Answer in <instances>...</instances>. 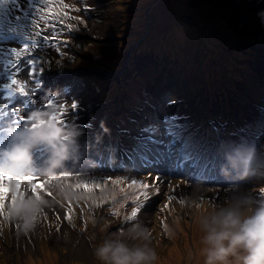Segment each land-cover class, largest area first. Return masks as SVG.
<instances>
[{
    "label": "rangeland",
    "instance_id": "1",
    "mask_svg": "<svg viewBox=\"0 0 264 264\" xmlns=\"http://www.w3.org/2000/svg\"><path fill=\"white\" fill-rule=\"evenodd\" d=\"M131 1L134 2L130 3ZM18 2L21 8L26 6V0H18ZM255 3V1L246 0L249 15L248 25H240L238 22L241 20V15L239 13H235L231 21L227 19L228 23L224 14V11H236L241 8L236 0H212V6L207 0H91V3H89L90 10L87 12L89 30H80V24L72 20L73 24L76 25V31L75 33L64 32L62 39H66L67 43L59 44L61 48L60 53L56 51L57 42L45 45L42 51H37V53L47 56L45 60L46 71L41 73L43 94L34 99L35 105L27 111V114L32 110L39 109L48 112L49 116L52 118V114L54 111H57V106L59 104L63 103L70 105L73 100L78 101L79 96L85 92L84 88H82L84 84L73 85L68 78L69 73L73 72L75 68L84 65L94 71H100L103 65H107L110 69L114 70L119 62L137 53V48H132V50L130 48V46L134 44L133 41L136 40H138V45L144 43L146 47L149 48L153 45L162 44L168 39L169 41L171 39H176V34L180 35L183 42L181 49L183 57L185 58V68L180 72L181 75L198 69L199 61L194 62L193 57H199V42L195 41L192 33L198 36L199 32L204 31L209 39L212 38V52L219 51L214 48V40L222 42L232 41L229 27L231 31H237L244 37L242 42H246L245 45H254L258 39L264 37V27L260 26L259 19L256 15L257 8ZM198 6H201L202 10L196 13L195 10ZM257 6L259 10L264 9V0L258 2ZM6 8L5 5L4 9ZM8 8H10L12 12L11 16L0 15V22L4 24L5 29L14 26L16 23H23V21H16V17L21 15L16 7L9 6ZM245 11L246 10H244V12ZM125 13L131 14L132 20L128 21L127 24H122L120 21L123 19ZM115 22L116 25L114 26ZM207 23H212L208 30L203 27V25ZM198 26L200 27L197 31ZM218 28L221 30H218ZM251 30L256 33L254 37L250 34ZM51 32V29H47L43 35L50 36ZM109 38L115 39L116 42L108 44L107 40H109ZM125 40H129L130 43L123 49L122 46H124ZM193 42L196 44L193 45ZM12 47L20 46L13 45ZM171 48L176 47L169 42L165 49ZM116 49L119 50L117 55H115ZM224 55L227 54L224 53ZM224 55H222V58L225 67H228V62H230V60ZM213 56H215L214 53ZM213 56L212 62H208L206 65L202 66L205 72L207 70L209 72L216 71L219 67L217 60H220V57L216 60ZM262 60V58L259 61L249 59L247 62L257 68L258 63L262 62ZM138 64L139 63H136L135 65L137 66ZM135 70L136 68H132L130 74ZM110 72L113 73V71ZM26 75V72H21L18 78L23 80L26 78ZM120 80H122V78H120ZM5 82L7 81L5 80ZM204 82L207 83V80H204ZM126 90L130 94H134L137 91L145 92L139 84H131L126 87ZM88 92L89 91L86 90V93ZM149 92L153 91L149 90ZM51 97H55L56 99V103L53 107L49 109L41 107L42 104H46L47 98ZM181 97L183 96H178V98ZM216 99H218V95ZM187 102L189 101H186V103ZM92 107H95L92 103L91 106H81V109H84V111H80L79 119L87 122L86 124H78L76 119L68 120L65 123L71 122L72 125L70 127H75L80 132L77 138L80 160L86 156L87 149L85 150V146L89 144L91 140L98 139L97 137H99V139L102 138V133H98V131L94 130L100 110L91 114ZM28 126L29 122L27 121L26 127ZM60 127L68 128L66 125ZM122 130L121 126L119 128L120 135L132 139L133 141H135V138L139 134H122ZM246 134H252V130L248 129ZM184 135L187 137L186 139L194 141L196 144H212V136L209 132L192 135L190 130L184 133ZM259 140L260 139L257 141ZM119 142L125 146L127 149L126 152L119 153L118 155L106 154V156L103 157L102 155L104 152L101 151L99 153L96 148L97 146H93V151L88 155V159L81 163L89 168V171H87V169L74 168L70 171L58 172V175L61 173H69L68 183L70 184L77 183L73 178V174H75L78 177L88 180H108L109 184L111 179L126 178L127 182L124 185H120L121 187L130 183L131 179H138L150 185H155L159 188V194H153L154 188L150 187L147 190L149 193V199L147 201H144L143 197H141L139 201L135 200L140 190L135 193L134 197L120 198L122 202H126L125 210L131 208L128 213L124 214V219L132 212L133 207L141 208L137 217L133 220L126 219L124 223L120 224L116 220L118 214H106L104 208L107 205H103L100 202L93 203V195L91 192H85L82 189L72 190L70 188V191L74 193L77 198L84 194L87 198V203L88 201L91 202L89 204L86 203V212L84 214V218L88 225L70 224L64 219V211L61 204L58 201L48 202L46 205L42 206L41 211L37 213L35 224L28 230H25L23 227V219L17 216L21 219V225H19L20 232L22 233L23 231L24 234V237L22 236L21 238L20 250L12 243L0 242V251L4 252L0 253V264H27L28 259L33 258L37 260L47 251L54 256L52 264H89L85 259L80 258L76 250L72 248L73 244L77 245L80 241L88 248L89 255L93 260L92 263L100 264L94 256L93 250L95 248V242L99 244L105 237L112 233H116L119 228H122L124 232L128 229V225L130 228L135 224H139L148 229L151 237L150 246L153 247L158 254V260L155 264H199L196 250L202 249L204 245L198 241V238L193 237V235L201 237L204 235L196 221L212 209V171L210 170L205 178H199L200 180H205V182H199L198 185H193L183 179H174L168 182L160 180L157 184L156 180L153 179L157 177V172L149 174L145 171L135 173L129 169H103L105 166L104 164L116 167L121 161H125L132 156V154L128 152V147H130L131 143H128L124 139L119 140ZM262 152H264V149ZM201 154L202 158L205 159L207 163H212L207 158L209 154H212V147L202 150ZM261 157L264 158V155ZM261 171L264 172V169L259 167L256 169V172ZM217 177L221 180L219 176ZM242 179H244V177ZM246 182L249 183L251 187L243 189V195H248L252 198L253 207H259L261 204H264V192H262V190H264V176L259 177L254 174L247 178ZM56 183L64 184V181L54 180L47 187V192L53 193L54 190L52 189V185ZM103 188L106 189L107 185L105 184ZM225 189L228 188L223 184L222 187H219L216 195L220 205H223L227 199L238 196L241 192L228 189L230 195L226 197ZM94 191L95 190L92 192ZM110 191L112 190L107 189V192ZM121 194L122 192L118 190L110 197H116ZM127 195L132 194L126 193L125 196ZM169 196L173 197L170 203L167 199ZM131 200H133V202H128ZM201 202H207L210 206L208 207L207 204H201ZM109 203L110 201H107L105 204ZM96 204H100V206H96ZM69 208L74 212L75 210L83 208V202L79 201L70 204L68 210ZM53 210L59 213L61 223L50 226L52 222L45 220L44 217L47 216V219L50 217L56 219ZM174 212L183 219H178L177 215L170 217ZM154 213L156 214L154 215ZM161 220H164L166 225L165 222H161L160 226ZM47 227H49V232L44 231ZM93 233H95V242L93 241ZM98 234L102 235V240L101 237L97 236ZM185 235L186 238L184 237ZM132 243V241H129L130 245ZM34 244H36L40 252L33 248L26 251V245L33 247ZM233 263L235 262L233 261ZM31 264L34 263L31 262Z\"/></svg>",
    "mask_w": 264,
    "mask_h": 264
},
{
    "label": "snow or ice",
    "instance_id": "2",
    "mask_svg": "<svg viewBox=\"0 0 264 264\" xmlns=\"http://www.w3.org/2000/svg\"><path fill=\"white\" fill-rule=\"evenodd\" d=\"M8 3L15 5L17 11L21 13L16 17V21H23V23H16L6 30L4 24L0 22V79L6 78L7 81L0 83V102H4L3 106L11 105L16 119L21 123H27V111L35 105L34 99L43 94L41 73L45 69L37 55V50L42 51L45 45L57 42L56 51L60 53L59 44L67 43L66 39H62L64 32L70 33L76 28V25L69 21L75 20L77 23H83V20L70 15L71 12H79L80 9L72 7L65 0H26V6L23 8L18 0H0V10L4 9L5 4ZM47 29L52 30L50 36L43 35ZM11 44H17L20 47H5V45ZM21 72L27 73L23 80L18 78ZM55 103V97L47 98L46 104H42L41 107L49 109ZM168 103L172 104L174 101H168ZM16 105L22 107H16ZM80 109L81 105L76 100H73L70 105L61 103L57 106V111L53 112L52 119L60 126L73 119H76L78 124H86L87 122L79 119ZM32 126L35 127V125ZM97 138L99 139V137ZM130 154L139 159L144 166H171L174 171H178L181 164L184 169H190L202 155L193 150L185 141L176 118L170 114H163L157 122L143 127L135 138ZM68 178L69 173L59 174V180L64 181L63 186L70 187L72 190L82 189L85 192L102 189L105 184L109 183L108 180L96 181L80 177L77 183L70 184ZM56 179V177H52L39 182L41 176L38 173L16 176L0 174V217L10 222L13 213L19 215L24 206L39 201L45 186L50 185ZM153 179L157 184L160 181L158 176ZM126 182V178L110 180L112 185H124ZM127 187L140 190L135 197L137 201L141 197L144 201L149 199L147 190L150 187L154 188L153 194H159L158 187L138 179H131L130 183H127ZM124 190V188L120 189L121 192ZM46 195L51 196L52 193L47 192ZM167 199L170 203L173 197L169 196ZM96 206H100V204H96ZM140 210V207H133L126 219L133 220ZM38 212L31 216L32 226L37 220ZM53 213L59 221V213L55 210ZM112 214L118 213L113 211ZM44 219L47 220V216ZM64 219L71 221V208L66 211Z\"/></svg>",
    "mask_w": 264,
    "mask_h": 264
},
{
    "label": "clouds",
    "instance_id": "3",
    "mask_svg": "<svg viewBox=\"0 0 264 264\" xmlns=\"http://www.w3.org/2000/svg\"><path fill=\"white\" fill-rule=\"evenodd\" d=\"M264 27V9L256 13ZM28 127L13 126L0 129L7 142L0 146V174L9 176L40 173L45 177H56L70 165L79 162L77 138L80 132L75 127L61 128L48 112L32 110L26 116ZM32 125H35L33 127ZM37 148H43L42 166H37ZM245 171L252 170V164L264 167V158L253 155L241 161ZM52 189L64 198H77L70 187L56 183ZM48 203L41 198L21 209L17 215L23 219V227H32L31 216ZM204 233L201 254L204 264H264V204L253 207L252 198L240 195L229 198L223 205L212 209L196 221ZM129 241L133 243L130 245ZM151 237L147 228L135 224L124 232L117 231L105 237L94 248V256L100 264H155L156 250L150 246Z\"/></svg>",
    "mask_w": 264,
    "mask_h": 264
},
{
    "label": "trees",
    "instance_id": "4",
    "mask_svg": "<svg viewBox=\"0 0 264 264\" xmlns=\"http://www.w3.org/2000/svg\"><path fill=\"white\" fill-rule=\"evenodd\" d=\"M210 25V23H207ZM200 26H198L197 31L199 29ZM207 27V26H205ZM203 32V31H202ZM202 32H199L198 36L195 33H192L194 35V39L196 42H199V65H198V70L202 75L205 76V70L202 68L203 65H206L208 62H212V44L209 42V40L206 39V37L202 34ZM212 41V39H211ZM129 40H126L124 43L126 45L129 44ZM172 42V40H171ZM134 45H132L131 47H133ZM132 63L131 60L127 61L126 65L130 66ZM154 76H156L155 73H153ZM212 87V82L210 83V85ZM110 88H112V86H109ZM104 88V87H103ZM117 89L114 90V92H112L111 89L109 90H102L100 92V94L98 95L97 100L99 102H101L103 105H105V103H109L111 101H113V105L116 106H121L124 103L127 102H137V103H145L147 98H144L140 93H136L134 96L128 94V92L124 89L123 86L119 85L116 87ZM120 100L122 101L120 103ZM175 103V102H174ZM138 108V107H137ZM122 115V112H117L114 113V121H116V119L120 118Z\"/></svg>",
    "mask_w": 264,
    "mask_h": 264
},
{
    "label": "bare ground",
    "instance_id": "5",
    "mask_svg": "<svg viewBox=\"0 0 264 264\" xmlns=\"http://www.w3.org/2000/svg\"><path fill=\"white\" fill-rule=\"evenodd\" d=\"M227 1H229V0H227ZM237 2H241L242 0H236ZM207 2L209 3V4H211V6H212V0H207ZM211 9H212V7H211ZM202 10V7L201 6H198L197 7V9L195 10V12L196 13H199L200 11ZM116 25V22H115V24H114V26ZM122 101L120 100V103H121ZM40 176H41V180L39 181V182H43V180H46V179H48V177H45V176H43L42 174H40V173H38ZM244 175H242V173L240 172L239 174H238V178L240 179V178H242ZM46 187V186H45ZM42 193H44V191H42ZM47 197V196H46ZM185 238H186V235L184 236ZM193 237H196V238H198V241H201V236H197V235H193ZM178 240V239H177ZM35 249V250H38V248H37V246H36V244H34L33 245V247H31V246H25V249H26V251H28V250H31V249ZM72 248L74 249V250H76V253L78 254V256L80 257V258H83V259H85L89 264H93L92 263V257L89 255V251H88V248L83 244V242L82 241H80V243L79 244H73L72 245ZM196 252L198 253V256H197V259H198V261H199V264H204V257H203V255L201 254V249L200 250H196ZM53 259H54V256L49 252V251H47V252H44L40 257H39V259H37V260H35V259H33V258H30V259H28L27 260V264H31V262H33L34 264H39V263H42V264H52V262H53Z\"/></svg>",
    "mask_w": 264,
    "mask_h": 264
}]
</instances>
